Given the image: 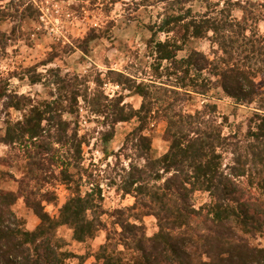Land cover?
Returning a JSON list of instances; mask_svg holds the SVG:
<instances>
[{"label":"trees","instance_id":"16d2710c","mask_svg":"<svg viewBox=\"0 0 264 264\" xmlns=\"http://www.w3.org/2000/svg\"><path fill=\"white\" fill-rule=\"evenodd\" d=\"M132 1L139 7L153 1L163 10L149 27L151 79L143 83L109 71L115 76L109 82L141 99L137 109L122 95L108 98V78L97 70L78 75L28 69L30 83L49 90L44 100L18 95L0 80V144L8 148L0 157L7 168L0 171V264H86L88 258L95 264H264V246L255 243L264 239V88L257 83L264 79V0H200L199 11L192 0ZM8 16L0 10V22ZM175 33L177 38L169 37ZM161 34L165 40L157 39ZM97 38L84 40L85 48ZM8 40L0 32V47ZM193 40L208 41L211 55L193 49L179 58ZM212 90L234 106H253L244 133H225L229 120L208 99L194 112L187 109L194 96ZM82 108L103 119L102 143L112 140L117 124L135 119L138 125L123 148L133 150L123 155L128 166L121 168L119 183L112 182L134 203L115 210L119 230L108 231L96 252L81 256L66 248L57 231L65 227L73 241L87 245L105 229L99 184L81 192L83 147L89 144L80 134ZM10 110L21 118L13 119ZM156 121L166 125L168 146L159 157L152 156L147 134ZM6 181L15 182L17 192L3 190ZM54 182L70 190L57 217L45 210L57 201ZM196 192L208 196L198 208ZM20 198L39 220L33 230L12 210ZM145 217L156 221L152 236Z\"/></svg>","mask_w":264,"mask_h":264},{"label":"rangeland","instance_id":"374dc122","mask_svg":"<svg viewBox=\"0 0 264 264\" xmlns=\"http://www.w3.org/2000/svg\"><path fill=\"white\" fill-rule=\"evenodd\" d=\"M194 11L201 10L200 0H192ZM0 10L8 11L11 16L0 22V32L8 36V41L0 47V80L8 84V89L18 95L29 96L35 100L49 98V90L41 84L32 85L29 80L28 69L35 68L37 73H45L49 68H59L62 72L83 75L87 71L102 73L108 81L115 76L109 71L122 72L137 78L138 82L146 83L152 77L151 65L153 58L149 57L148 41L151 38L149 27L153 26L163 12L161 5L150 4L136 6L132 0H0ZM236 17L241 13L236 11ZM264 33V22L259 24ZM98 36L85 48L84 40ZM178 37L179 33L169 34ZM164 34L157 39L165 40ZM72 49V51H69ZM201 51L211 55V45L206 40L190 41L184 52L178 54L183 57L190 50ZM69 51V52H68ZM68 52V53H65ZM50 54L56 55L54 61L47 65L45 61ZM259 88H264V79L257 80ZM261 84V85H260ZM108 98L122 95L124 102L137 109L141 99L111 82L104 86ZM216 104L221 116L229 120L225 133H244L246 119L250 116L253 106H234V104L219 97L217 90H212L204 98L194 96L187 106L190 112L199 109L207 100ZM1 109V107H0ZM13 119H20L21 113L9 111ZM3 114L1 117H4ZM68 118V117H67ZM103 119L88 113L82 108L80 119V134L85 136L89 144L83 147L85 176L81 192L84 195L91 186L99 184L100 205L102 206V222L105 229L87 245L72 240L71 231L65 227L59 228L57 236L66 244V248L77 254L86 255L96 252L105 241L108 231L119 230L113 225V212L126 206H131L134 199L122 196L116 189L119 183L121 168L128 166L125 156H132L133 150H124L127 135L138 125L134 119L126 123H119L114 128V136L108 143L101 142ZM165 123L156 121L147 127V134L152 138V156L158 157L167 151L164 138ZM4 124L0 122V134ZM8 148L0 144V157L6 154ZM7 168L0 164V171ZM114 179V181H113ZM51 189L57 201L45 206L51 217H57L60 207L70 196V190L59 183ZM6 191L17 192V184L13 181L1 183ZM198 208L208 202L205 193L196 192L192 200ZM15 215L25 222V229L33 230L39 223L34 214L25 207L22 199H18L12 207ZM143 223L146 234L152 236L156 231V221L153 217H145ZM255 243L264 246V239H257ZM86 264H95L93 258H88Z\"/></svg>","mask_w":264,"mask_h":264},{"label":"crops","instance_id":"0c3cea01","mask_svg":"<svg viewBox=\"0 0 264 264\" xmlns=\"http://www.w3.org/2000/svg\"><path fill=\"white\" fill-rule=\"evenodd\" d=\"M159 157V156H158Z\"/></svg>","mask_w":264,"mask_h":264}]
</instances>
